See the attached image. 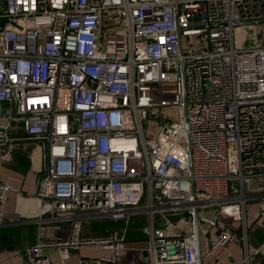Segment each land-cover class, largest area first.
<instances>
[{
	"label": "built area",
	"instance_id": "1",
	"mask_svg": "<svg viewBox=\"0 0 264 264\" xmlns=\"http://www.w3.org/2000/svg\"><path fill=\"white\" fill-rule=\"evenodd\" d=\"M259 22L264 0H0V166L13 142L42 144L44 220L71 222L66 239L27 247L22 264H53L49 249L65 262L78 248L119 264L128 227L85 236L82 217L140 215L151 264H196L194 208L215 226L204 228L201 264L222 263L208 258L238 237L203 211L242 220L264 174V44H246L244 31ZM10 190L0 178V224Z\"/></svg>",
	"mask_w": 264,
	"mask_h": 264
},
{
	"label": "crops",
	"instance_id": "2",
	"mask_svg": "<svg viewBox=\"0 0 264 264\" xmlns=\"http://www.w3.org/2000/svg\"><path fill=\"white\" fill-rule=\"evenodd\" d=\"M11 145L13 161L4 162L0 166V178L11 187L8 201L2 209L4 219L0 224V264H22L27 247L43 240L66 239L71 231V222L44 220L50 214L38 195L44 170V146L32 141H16ZM28 146H33L31 152L26 151ZM252 179L249 189L253 191H247L253 196L246 202L242 220L227 213L217 216L215 208L203 211L208 220H216L219 225L236 232L238 237L237 240L218 247L208 258V262L219 258L222 260L221 264H246V250L251 252L260 248L247 264H264V218L256 216L264 196V174H256ZM145 221L144 215L131 218L128 223L104 217L84 216L82 232L85 236H100L108 232L121 234L123 228L128 227L126 240L130 247L121 253L119 264H151L140 249L145 244L146 236L141 230ZM204 228L215 231L212 222H200L201 248L205 246V236L208 235ZM244 228L247 230L245 241L242 240ZM47 253L53 264H96L95 257L102 251L92 248L72 249L65 262H62L57 249H49Z\"/></svg>",
	"mask_w": 264,
	"mask_h": 264
},
{
	"label": "water",
	"instance_id": "3",
	"mask_svg": "<svg viewBox=\"0 0 264 264\" xmlns=\"http://www.w3.org/2000/svg\"><path fill=\"white\" fill-rule=\"evenodd\" d=\"M260 24H264V22H259ZM255 23V24H259ZM253 24V23H251ZM240 25H250L249 23L247 24H240ZM179 34V42L181 44V35ZM183 76V72H182ZM187 96H186V90L184 87V92H183V108H184V123H185V130H186V148H187V162H188V169H189V174L192 175L193 170H192V150H191V139L189 135V128H188V122H187ZM46 163V152L44 150V164ZM255 172H264V170H256ZM191 199L195 198V190H194V181L191 179ZM192 228H193V242H194V247H195V252H196V264H201V255H200V220L201 217L197 211V208H194L192 210Z\"/></svg>",
	"mask_w": 264,
	"mask_h": 264
},
{
	"label": "rangeland",
	"instance_id": "4",
	"mask_svg": "<svg viewBox=\"0 0 264 264\" xmlns=\"http://www.w3.org/2000/svg\"><path fill=\"white\" fill-rule=\"evenodd\" d=\"M244 31L248 34V39L250 40L249 43L246 44H255L257 40L260 41V43L264 44V24L263 25H258V26H248L244 28ZM244 32L240 31V34L242 35ZM153 123V122H152ZM156 125L155 124H150L151 128H154ZM146 134L147 136L150 135V132L148 128H146ZM33 149V146H28L26 147V151L31 152ZM26 153V152H25ZM30 158V156H29ZM14 158H12V154L10 156V159L7 160L8 162H12ZM6 161V162H7Z\"/></svg>",
	"mask_w": 264,
	"mask_h": 264
}]
</instances>
